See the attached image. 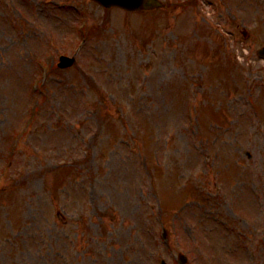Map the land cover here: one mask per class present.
Segmentation results:
<instances>
[{"label":"rangeland","instance_id":"1","mask_svg":"<svg viewBox=\"0 0 264 264\" xmlns=\"http://www.w3.org/2000/svg\"><path fill=\"white\" fill-rule=\"evenodd\" d=\"M164 1L89 0L99 93L78 54L37 94L42 30L73 55L78 19L0 1V264H264V0Z\"/></svg>","mask_w":264,"mask_h":264},{"label":"water","instance_id":"2","mask_svg":"<svg viewBox=\"0 0 264 264\" xmlns=\"http://www.w3.org/2000/svg\"><path fill=\"white\" fill-rule=\"evenodd\" d=\"M106 5L119 4L128 8H137L143 6V8H150L158 6L160 3L158 0H99ZM71 62V61H70Z\"/></svg>","mask_w":264,"mask_h":264}]
</instances>
